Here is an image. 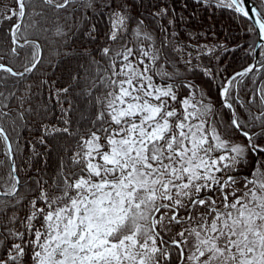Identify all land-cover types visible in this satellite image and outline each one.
<instances>
[{
    "label": "snow or ice",
    "instance_id": "snow-or-ice-1",
    "mask_svg": "<svg viewBox=\"0 0 264 264\" xmlns=\"http://www.w3.org/2000/svg\"><path fill=\"white\" fill-rule=\"evenodd\" d=\"M36 2L14 0L5 17L17 21L10 29L12 56H19L18 48H30L31 55L25 56L23 71L0 62V87L8 77L23 79L37 68L42 49L38 40L28 38L29 30L47 31L40 28L46 10L58 13L75 0H38L40 11ZM115 2L108 0L103 7ZM84 3L94 7L93 0ZM216 6L255 19L259 32L248 31L264 40V0L259 10L251 9L254 17L246 0H216ZM117 8L107 34L112 42L123 40L128 30L126 5ZM168 10L161 8L155 15ZM29 16L31 22L25 23ZM94 32L95 26L88 33L91 39ZM56 35L67 33L58 26ZM133 39L135 48L129 41L100 50L107 67L89 57L90 65H96L95 76L85 68L83 77L74 75L69 87L55 90L59 101L61 93L83 80V103L91 108L87 117L81 114L83 130H70L73 121L64 108V127L42 126L49 135L67 134L74 144L63 146L50 175L38 173L32 180L38 192L28 200L23 219L17 211L27 199L21 194L26 185L16 174L20 146L17 138L14 147L9 134L16 120L4 110V101L14 93L0 92V153L5 157L0 168L9 166L0 196L15 200L0 201V214L7 217L0 226V264H264V85L249 96L250 104L259 102L258 113L238 96L244 79L257 66L264 69V43L246 50L261 60L227 77L221 70L217 104L202 86L211 89L217 78L212 68L189 59L183 60V72L174 66L166 70L164 65L171 63L162 51L167 39L160 48L148 50L143 42L154 38L143 31V21L137 23ZM207 53L219 61L215 48ZM198 73L208 81L197 84L193 78L199 79ZM17 116L23 120L24 113ZM27 191L35 189L27 186ZM15 223L24 231L8 227Z\"/></svg>",
    "mask_w": 264,
    "mask_h": 264
},
{
    "label": "trees",
    "instance_id": "trees-1",
    "mask_svg": "<svg viewBox=\"0 0 264 264\" xmlns=\"http://www.w3.org/2000/svg\"><path fill=\"white\" fill-rule=\"evenodd\" d=\"M106 2L108 0H93L94 7L88 8L84 0H75V3L58 13L46 10L47 20L40 28L47 31L30 29L28 36L31 40H38L41 45L40 64L23 79L8 77L0 87V92L5 96L14 93L9 100L4 101L8 105L4 110L10 111L11 117L16 120L15 130L9 128V134L14 147L18 138L20 151L15 157L16 174L22 184L26 185L21 194L27 199L17 209L21 219L27 214L28 200L38 192L32 180L39 178L38 173L50 175L57 165L58 157L64 154L63 146L71 148L74 144L67 134L49 135L42 130V126L46 125L49 129L53 126L64 127L61 122L64 115L61 109L64 108L69 109L67 116L73 121L70 130L74 131L78 126L83 130L86 121L80 119L81 114L87 117L91 108L90 105L83 103L84 97L81 94V89L85 87L83 80L78 86L70 87L68 93H61L59 101L55 90L69 87L74 75L83 77L85 68H89V76H95L96 65H90L89 57H94L101 66L107 67V58L100 51L103 47L116 48L121 43L130 41L129 46L135 48L133 33L138 22L143 21V31L149 32L154 38V42L147 40L143 42L148 50L152 47L160 48L165 38L167 39L168 43L162 51L171 63L164 65L166 70L172 71L174 66L183 72V60L190 59L191 64H199L201 68H212L217 73V78L211 81V89H208L207 84L202 85L209 92L212 101L217 104L219 103L217 84L221 79V70L223 76L227 77L248 67L254 60L246 51L249 45L257 44V36L248 31L249 28H253L251 23L230 9L217 7L216 0H210L208 4H202L200 0H116L110 7H103ZM253 2L258 9L262 7V0ZM120 4L126 5L123 10L129 17L128 30L123 34V40L112 42L107 35L111 30L110 17L114 10H119L117 5ZM34 6L36 11H40L41 5L38 0ZM14 7V0H0V56H3L0 62L13 67L14 71H23L24 58L31 55V49L18 48V57H13L10 52L12 47L10 29L17 21L15 17L12 20L5 17L9 14L8 10ZM161 8H168V13L163 16L155 15ZM31 10L29 8V11ZM36 19L39 20V17ZM30 22L31 17H26L25 23ZM58 26L67 33L66 36L56 35ZM93 26L95 38L91 39L88 33ZM205 45L207 48H215V55L220 56L219 61L207 53V48L203 47ZM220 45L226 47L228 51L225 52ZM238 45L240 47H237ZM174 49L182 51L178 53ZM261 59L259 56L258 60ZM257 69L244 79L238 93L240 101L249 105L254 113L260 111V105L258 101L250 104L249 96L253 93L258 94L264 85V69H259V66ZM187 75L192 77L191 72ZM198 75L199 79L193 78L197 84L209 79L202 73ZM237 111H241L239 105ZM18 112L24 113L23 120L17 116ZM241 115L245 116L242 111ZM41 137L44 138L43 144L39 142ZM67 154L71 155V152ZM4 160V155L0 153V161ZM8 167L6 163L5 167L0 168V177H3L0 179V192L5 190ZM44 178L48 179V175ZM27 186L35 191L28 192ZM0 201L15 203L13 198L4 196H0ZM6 220L7 217L0 214V226ZM8 227L24 231L19 223L9 224ZM10 240L18 242L15 237H11ZM5 244H9V240H5ZM2 250L3 245H0V251Z\"/></svg>",
    "mask_w": 264,
    "mask_h": 264
},
{
    "label": "water",
    "instance_id": "water-1",
    "mask_svg": "<svg viewBox=\"0 0 264 264\" xmlns=\"http://www.w3.org/2000/svg\"><path fill=\"white\" fill-rule=\"evenodd\" d=\"M246 6L248 7V9H249V11H250V15H252V16L254 17L255 14L251 12V9H252L253 7H256V8H257V6H255L253 0H246ZM257 9H258V8H257ZM258 10H259V9H258ZM243 18H244L245 20H247L248 22L251 23V25H252V27H253V29L255 30L256 33L259 32V28H258V25L255 23V19L249 20L248 18H245V17H243ZM256 43H264V40H258V39H257V42H256ZM259 50H260V49L257 48V49H256V52L258 53ZM258 57H259V55H256V56L254 57V60H253L249 65H251V64L255 63L256 61H258ZM240 71H241V70H240ZM237 72H239V71H237Z\"/></svg>",
    "mask_w": 264,
    "mask_h": 264
}]
</instances>
